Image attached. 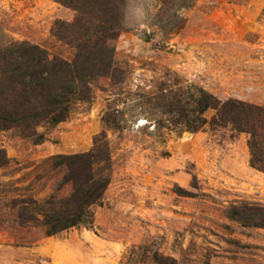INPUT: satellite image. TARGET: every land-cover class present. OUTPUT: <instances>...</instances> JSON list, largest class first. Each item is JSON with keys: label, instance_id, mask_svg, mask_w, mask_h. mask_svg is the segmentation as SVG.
<instances>
[{"label": "rangeland", "instance_id": "1", "mask_svg": "<svg viewBox=\"0 0 264 264\" xmlns=\"http://www.w3.org/2000/svg\"><path fill=\"white\" fill-rule=\"evenodd\" d=\"M123 7L116 72L95 81L91 100L66 121L40 127L42 144L0 132L11 158L0 170V264H153L155 252L177 264H264V229L231 216L234 206H264V172L250 165L248 135L154 130L146 118L157 117L140 98L178 83L264 105V0H125ZM75 17L61 0H0V49L29 42L71 61L74 48L54 29ZM107 113L121 129L107 128ZM104 131L112 180L94 222L52 237L44 227L20 226L13 200H47L65 173L52 158L93 150Z\"/></svg>", "mask_w": 264, "mask_h": 264}, {"label": "trees", "instance_id": "2", "mask_svg": "<svg viewBox=\"0 0 264 264\" xmlns=\"http://www.w3.org/2000/svg\"><path fill=\"white\" fill-rule=\"evenodd\" d=\"M61 2L73 9L76 17L70 23L57 22L54 34L74 48L73 60L52 57L29 42H15L0 49V132L17 130L37 145L45 138L38 131L40 127H54L66 121L77 103L91 100L97 79L116 72L113 43L124 30L125 0ZM156 88V92L140 96L152 106L151 113L157 117L146 118L153 122L154 130H168L181 136L209 127L229 129L233 138L246 134L250 165L264 172V105L236 98L222 100L203 88L178 83H161ZM103 120L107 128L121 129L111 113ZM106 138L104 131L89 152L53 157L54 167L65 171L62 181L41 204L33 197L14 199L18 224L44 227L48 237L92 224L95 207L102 206L112 180L113 165ZM10 163L6 149L0 147V170ZM69 185L71 193L59 196ZM231 216L247 227L264 229V206H234ZM152 263L177 264L174 258L158 252Z\"/></svg>", "mask_w": 264, "mask_h": 264}]
</instances>
